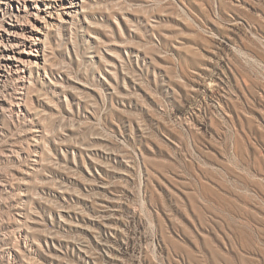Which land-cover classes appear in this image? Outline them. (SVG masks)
<instances>
[{
  "label": "rangeland",
  "instance_id": "obj_1",
  "mask_svg": "<svg viewBox=\"0 0 264 264\" xmlns=\"http://www.w3.org/2000/svg\"><path fill=\"white\" fill-rule=\"evenodd\" d=\"M78 3L0 109V264H264V0Z\"/></svg>",
  "mask_w": 264,
  "mask_h": 264
},
{
  "label": "bare ground",
  "instance_id": "obj_2",
  "mask_svg": "<svg viewBox=\"0 0 264 264\" xmlns=\"http://www.w3.org/2000/svg\"><path fill=\"white\" fill-rule=\"evenodd\" d=\"M78 5V0H0V86L18 84L14 96H7L9 104L7 97L0 99V109H22L45 37L59 22H68Z\"/></svg>",
  "mask_w": 264,
  "mask_h": 264
}]
</instances>
